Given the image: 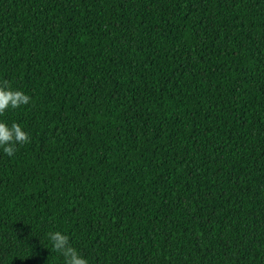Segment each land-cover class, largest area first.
Wrapping results in <instances>:
<instances>
[{
	"label": "trees",
	"instance_id": "1",
	"mask_svg": "<svg viewBox=\"0 0 264 264\" xmlns=\"http://www.w3.org/2000/svg\"><path fill=\"white\" fill-rule=\"evenodd\" d=\"M0 264H264V0H0Z\"/></svg>",
	"mask_w": 264,
	"mask_h": 264
},
{
	"label": "clouds",
	"instance_id": "2",
	"mask_svg": "<svg viewBox=\"0 0 264 264\" xmlns=\"http://www.w3.org/2000/svg\"><path fill=\"white\" fill-rule=\"evenodd\" d=\"M29 101L30 97L23 92L0 87V113L26 105ZM28 138V134L20 125L15 123L9 125L0 121V149L7 156L12 157L16 152V146L27 142ZM48 239L54 249L63 255L64 264H88V260L70 246L67 235L53 231L48 234Z\"/></svg>",
	"mask_w": 264,
	"mask_h": 264
}]
</instances>
